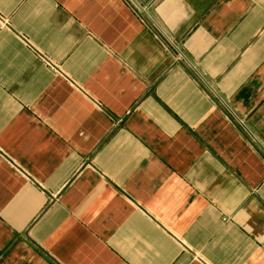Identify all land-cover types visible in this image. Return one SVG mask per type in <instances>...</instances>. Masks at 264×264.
<instances>
[{
	"label": "crops",
	"instance_id": "crops-1",
	"mask_svg": "<svg viewBox=\"0 0 264 264\" xmlns=\"http://www.w3.org/2000/svg\"><path fill=\"white\" fill-rule=\"evenodd\" d=\"M0 264H264V0H0Z\"/></svg>",
	"mask_w": 264,
	"mask_h": 264
}]
</instances>
